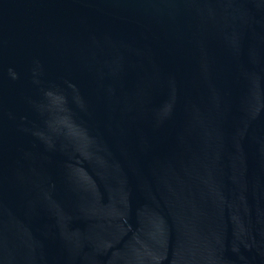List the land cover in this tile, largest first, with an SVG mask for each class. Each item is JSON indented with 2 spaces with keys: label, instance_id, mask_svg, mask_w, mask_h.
I'll list each match as a JSON object with an SVG mask.
<instances>
[{
  "label": "water",
  "instance_id": "95a60500",
  "mask_svg": "<svg viewBox=\"0 0 264 264\" xmlns=\"http://www.w3.org/2000/svg\"><path fill=\"white\" fill-rule=\"evenodd\" d=\"M0 264H264V0H0Z\"/></svg>",
  "mask_w": 264,
  "mask_h": 264
}]
</instances>
